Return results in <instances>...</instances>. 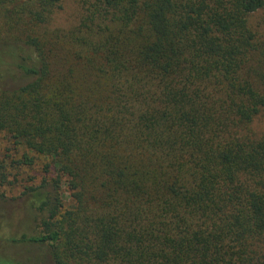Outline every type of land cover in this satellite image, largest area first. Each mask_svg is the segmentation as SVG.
<instances>
[{
    "label": "trees",
    "instance_id": "16d2710c",
    "mask_svg": "<svg viewBox=\"0 0 264 264\" xmlns=\"http://www.w3.org/2000/svg\"><path fill=\"white\" fill-rule=\"evenodd\" d=\"M94 8L77 40L85 72L56 71L31 40L38 63L17 65L31 79L0 92V129L51 156L58 172L34 193L43 215L22 239L49 244L55 264L64 253L99 264H264V133L253 125L264 81L247 27L264 0ZM62 176L80 212L94 211L86 193L101 204L85 227L60 213Z\"/></svg>",
    "mask_w": 264,
    "mask_h": 264
},
{
    "label": "rangeland",
    "instance_id": "374dc122",
    "mask_svg": "<svg viewBox=\"0 0 264 264\" xmlns=\"http://www.w3.org/2000/svg\"><path fill=\"white\" fill-rule=\"evenodd\" d=\"M95 0H0V92H9L28 82L31 78L18 67V63L37 64L36 40L44 58L56 71L74 66V73L85 72L79 65L82 49L77 40L88 36L93 27L92 16ZM98 20L96 19V23ZM100 24V23H97ZM247 27L258 35L255 65L258 81H264V9L247 16ZM54 70V71H55ZM99 77L96 76V80ZM87 86L78 81L79 91ZM101 86V84H100ZM262 89V88H261ZM91 91L94 89L91 87ZM264 91V90H263ZM253 125L257 133H264V106L260 108ZM8 129H0V258L24 264H55L51 247L47 243L22 239L37 233L38 212L34 204V193H45L58 172L53 158L15 143ZM23 153L33 158L30 165L23 164ZM47 166V167H46ZM61 177L59 197L64 203L60 213L74 212L75 225L85 227L86 217L101 211L98 200L90 201L84 194L83 201L92 214L80 212L78 201L66 181ZM48 187H43L46 185ZM36 189V191H34ZM96 191V190H95ZM97 191H104L99 189ZM83 192V191H82ZM89 193V191H88ZM96 196L99 193L96 192ZM65 264H99L86 257L78 258L64 253ZM68 255V256H67ZM103 264V263H102ZM113 264H119L114 260Z\"/></svg>",
    "mask_w": 264,
    "mask_h": 264
}]
</instances>
